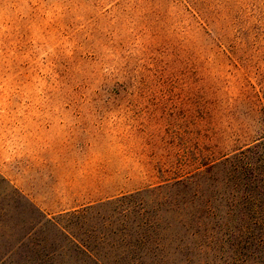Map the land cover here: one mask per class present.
I'll return each mask as SVG.
<instances>
[{
  "label": "rangeland",
  "instance_id": "obj_1",
  "mask_svg": "<svg viewBox=\"0 0 264 264\" xmlns=\"http://www.w3.org/2000/svg\"><path fill=\"white\" fill-rule=\"evenodd\" d=\"M65 151L121 196L44 219ZM0 264H264V0H0Z\"/></svg>",
  "mask_w": 264,
  "mask_h": 264
},
{
  "label": "crops",
  "instance_id": "obj_2",
  "mask_svg": "<svg viewBox=\"0 0 264 264\" xmlns=\"http://www.w3.org/2000/svg\"><path fill=\"white\" fill-rule=\"evenodd\" d=\"M59 156L60 161L57 163L61 165L59 170L61 173H56L49 178L50 187L47 191L42 192L37 199L31 191L25 195L44 219L75 213L121 196L119 171L116 174V181L115 175H108L106 186V177L99 175L97 168L86 170V172L82 168L81 165L85 164L87 158L86 153L65 151L60 152ZM67 156L69 159L72 158L71 162L65 159ZM76 160L79 161L76 162Z\"/></svg>",
  "mask_w": 264,
  "mask_h": 264
},
{
  "label": "trees",
  "instance_id": "obj_3",
  "mask_svg": "<svg viewBox=\"0 0 264 264\" xmlns=\"http://www.w3.org/2000/svg\"><path fill=\"white\" fill-rule=\"evenodd\" d=\"M236 159V158H235ZM234 159V160H235ZM245 160V159H244ZM243 162V158L241 159L240 158V162L238 161V160H235L234 161V165H233V167L231 166V163H230V165H229V167H232V169L234 170V171H236V170H241V168H240V165L242 166V163Z\"/></svg>",
  "mask_w": 264,
  "mask_h": 264
}]
</instances>
